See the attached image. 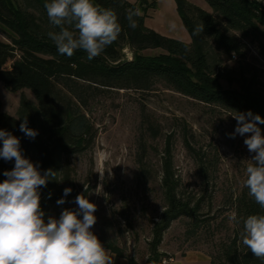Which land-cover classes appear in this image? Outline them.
I'll list each match as a JSON object with an SVG mask.
<instances>
[{"label":"trees","instance_id":"obj_1","mask_svg":"<svg viewBox=\"0 0 264 264\" xmlns=\"http://www.w3.org/2000/svg\"><path fill=\"white\" fill-rule=\"evenodd\" d=\"M20 1L0 0V33L5 37L0 39V82L10 92L29 90L35 102L22 94L17 117L2 111L0 103V129L19 138L24 157L37 165L42 174L49 169L56 173L55 179H50L47 186L40 189L45 222L48 210L60 205L58 200L72 201L69 195L64 196L65 187L72 181L69 164L63 157L82 153L93 146L96 130L85 108L89 100L103 90H150L161 83L211 109H222L231 115L251 111L264 118V81L257 68L247 61L250 48L264 57L262 1L205 0L210 8L206 10L188 0H175L190 37V41L185 42L146 26L147 11L156 6L153 0H95L117 12L123 31L117 41L92 60L83 50H76L70 58L59 54L47 36L49 31L58 29L47 17L43 6L46 0ZM130 7L140 8L142 12L136 29L129 28L125 19V10ZM202 23L203 32L193 35L195 27ZM145 50L159 52L146 54ZM226 59H234L236 65L221 68ZM8 62L9 68L5 67ZM24 120L29 128L37 131L34 139L20 131ZM140 124L153 138L158 134L148 119L143 118ZM258 127L264 133V124ZM138 145L139 182L147 184L151 177L147 148L143 139ZM186 145L189 146L188 142ZM199 160L206 172L202 157L199 156ZM14 164V160L0 158V182L6 179L3 172L12 170ZM159 174L163 208L152 222L144 264H163V258L171 259L160 246L163 233L173 220L186 217L191 233L209 228V218L199 215L201 199L192 201L180 194L171 135L165 140ZM248 191L243 185L232 199V211L238 217L264 211ZM233 223L230 236L219 241L212 251L205 252L209 264H262L245 246L238 247L243 224ZM93 233L106 250L115 254V264L121 257H125L128 264H140L116 240Z\"/></svg>","mask_w":264,"mask_h":264},{"label":"rangeland","instance_id":"obj_2","mask_svg":"<svg viewBox=\"0 0 264 264\" xmlns=\"http://www.w3.org/2000/svg\"><path fill=\"white\" fill-rule=\"evenodd\" d=\"M153 1L156 6L147 11L146 26L163 35L190 41L175 0ZM188 1L210 10L205 0ZM258 1L264 3V0ZM172 23L176 25L174 30L169 28ZM0 39H5L1 33ZM157 52L159 50L144 51L146 54ZM247 61L257 68L264 81V57L250 48ZM235 65L234 59H226L221 68ZM5 67L9 68L10 62ZM22 94L35 102L29 90L10 92L0 82L1 110L17 117ZM85 112L96 130L94 144L82 153L63 157V161L69 164L72 184L65 188L72 189L68 194L72 201L49 209L47 219H59L65 209L78 212L75 198L84 195L97 206L94 213L97 220L91 231L116 240L126 253L144 264L152 222L157 220L163 208L160 157L165 140L171 135L180 194L192 201L201 199L199 215L209 218V228L191 233L186 217L175 219L163 233L161 250L171 255L175 251L191 249L207 253L230 236L234 225L228 219L233 213L232 199L243 187L246 167L252 163L254 155L243 142L250 134L230 138L229 134L237 126L230 113L204 106L161 83L150 90H103L89 100ZM143 118L157 129L154 138L142 130ZM140 139L145 141L146 157L151 167L147 184L139 182ZM199 156L206 172L201 168Z\"/></svg>","mask_w":264,"mask_h":264},{"label":"clouds","instance_id":"obj_3","mask_svg":"<svg viewBox=\"0 0 264 264\" xmlns=\"http://www.w3.org/2000/svg\"><path fill=\"white\" fill-rule=\"evenodd\" d=\"M43 6L50 23L58 29L49 31L47 36L59 54L69 58L76 50L85 51L89 60L99 57L123 31L117 12L95 0H46ZM141 15L140 8H127V26L136 29ZM175 27L174 23L169 25L170 30ZM203 29V23L197 25L193 35L199 36ZM231 116L237 126L230 138L250 134L243 142L254 155L246 167L244 186L264 210V134L258 127L264 124V118L251 111ZM20 131L33 139L38 135L27 126V120L20 124ZM0 141V158L15 161L12 170L3 172L6 179L0 182V264H114L91 231L97 220L94 215L97 206L84 195H78L75 198L78 212L65 209L59 219L48 217L45 222L40 189L55 179L56 173L49 169L42 174L37 165L24 157L19 138L10 132L0 129ZM71 191L65 188L64 196ZM64 202L60 199L57 204ZM228 219L243 224L238 247L242 244L264 264V211L247 217H238L233 212Z\"/></svg>","mask_w":264,"mask_h":264},{"label":"crops","instance_id":"obj_4","mask_svg":"<svg viewBox=\"0 0 264 264\" xmlns=\"http://www.w3.org/2000/svg\"><path fill=\"white\" fill-rule=\"evenodd\" d=\"M106 251L113 258V262L115 264V254L109 250ZM164 252L169 254L168 251ZM171 256V260L168 262V264H209V256L201 250L191 249L184 250L183 252L175 251ZM117 264H128V261L125 257H121L119 258Z\"/></svg>","mask_w":264,"mask_h":264},{"label":"built area","instance_id":"obj_5","mask_svg":"<svg viewBox=\"0 0 264 264\" xmlns=\"http://www.w3.org/2000/svg\"><path fill=\"white\" fill-rule=\"evenodd\" d=\"M171 259L170 258H163L162 263L167 264Z\"/></svg>","mask_w":264,"mask_h":264},{"label":"water","instance_id":"obj_6","mask_svg":"<svg viewBox=\"0 0 264 264\" xmlns=\"http://www.w3.org/2000/svg\"><path fill=\"white\" fill-rule=\"evenodd\" d=\"M124 51H125V53H126L127 57H128L129 59H131V54H130V53H128L127 49H125Z\"/></svg>","mask_w":264,"mask_h":264}]
</instances>
